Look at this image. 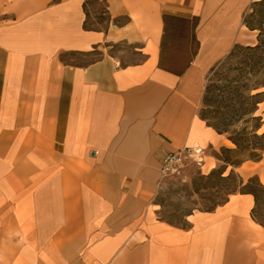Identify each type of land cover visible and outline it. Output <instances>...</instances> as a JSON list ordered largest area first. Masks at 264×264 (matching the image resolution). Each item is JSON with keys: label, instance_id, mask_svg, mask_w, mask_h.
<instances>
[{"label": "crops", "instance_id": "obj_1", "mask_svg": "<svg viewBox=\"0 0 264 264\" xmlns=\"http://www.w3.org/2000/svg\"><path fill=\"white\" fill-rule=\"evenodd\" d=\"M254 1L0 0V264H264L253 195L186 226L156 202L167 154L227 146L200 109Z\"/></svg>", "mask_w": 264, "mask_h": 264}, {"label": "rangeland", "instance_id": "obj_2", "mask_svg": "<svg viewBox=\"0 0 264 264\" xmlns=\"http://www.w3.org/2000/svg\"><path fill=\"white\" fill-rule=\"evenodd\" d=\"M261 1L255 0L244 18L256 37L251 47L258 45L259 29L264 32V6L259 5ZM87 12L88 29L108 28L110 17L103 3L91 2ZM125 22V17L116 21L117 24ZM247 47L249 46H236L230 55L211 70L206 79V87L210 91L204 94L207 96V102L203 97L200 116L206 123L227 130V133L223 134L227 139L244 128L251 132L256 123L263 125L259 133L264 132V105L251 115L237 117L255 108V99L249 97L259 92L264 93V67L257 62V57H251ZM121 49L123 52H129L127 47ZM248 88L251 90L247 91ZM236 95H239V99ZM256 117L261 118L256 121ZM226 149L235 150L236 146L230 142L226 147L208 149L201 165L187 161L179 172L164 179L156 198L160 219L174 225L186 226L188 215L194 211L214 209L224 202L228 195L244 191V186L250 178L259 177L264 186V156L259 162L247 161L234 168L224 162L228 157L233 160L235 158L233 154L226 152ZM232 173L234 174L230 177ZM241 181H244V185ZM257 216L264 220V204L258 210Z\"/></svg>", "mask_w": 264, "mask_h": 264}, {"label": "trees", "instance_id": "obj_3", "mask_svg": "<svg viewBox=\"0 0 264 264\" xmlns=\"http://www.w3.org/2000/svg\"><path fill=\"white\" fill-rule=\"evenodd\" d=\"M259 5L264 6V0L259 2ZM244 23L250 30H253L250 28L249 25L246 24L245 20H244ZM259 30H260V35L258 36V45L254 46V47L249 46L246 48V50L249 52V54L251 55L252 58L257 57V59H258L257 62L261 63L262 66L264 67V56H263V53H264V32H263V29H261V28ZM255 89H257V88H255ZM246 90L249 91L251 89L248 88ZM209 91H210L209 88L206 87L205 94L206 93L208 94ZM236 98L239 99V95H236ZM249 98L255 99V102H254L255 108L253 110L250 109V111L247 114H241V115H238L237 117H243L246 115H251V114H253V112H257L258 111V105L263 101L264 93L259 92V93L255 94ZM204 100H205V102H207V96H205V95H204ZM260 118L261 117H256L255 120L256 121L260 120ZM203 120L206 121L205 119H203ZM250 120H252V119H250ZM207 124L210 127H212L218 134L223 135V134L227 133V130H222L219 127H217L215 125H211L209 123H207ZM262 126H263L262 124L256 123V124H254L253 130L251 132L248 131V128H244V129H242V131L236 132L234 134V136H230L228 138V140L236 146V149L235 150L226 149V152L233 154L235 157L234 160L231 157L226 158L224 160L226 165L237 168V167L242 166V164H244L247 161L259 162L262 160V158L264 156V132H262L261 134L259 133L262 129ZM233 174L234 173H232L230 175V177ZM222 175H223V173H221L220 176H222ZM241 184L244 185V181H241ZM243 190L244 191H241L240 193L251 194V195H253V197L255 199V207L252 210V219L256 223H258L259 225L264 227V220H262L261 218H259L257 216L258 210L260 209L262 204H264V186L261 184L259 177L255 176L253 178H250L248 180V183L244 186ZM233 194H235V193H233ZM230 195H232V194H230ZM230 195H228V197ZM224 202L218 204L217 206L223 204ZM209 211H211V210H209Z\"/></svg>", "mask_w": 264, "mask_h": 264}, {"label": "built area", "instance_id": "obj_4", "mask_svg": "<svg viewBox=\"0 0 264 264\" xmlns=\"http://www.w3.org/2000/svg\"><path fill=\"white\" fill-rule=\"evenodd\" d=\"M205 151V149L199 147H192L167 154L160 165L161 179L164 180L179 172L187 161L191 160L201 165L205 158Z\"/></svg>", "mask_w": 264, "mask_h": 264}, {"label": "bare ground", "instance_id": "obj_5", "mask_svg": "<svg viewBox=\"0 0 264 264\" xmlns=\"http://www.w3.org/2000/svg\"><path fill=\"white\" fill-rule=\"evenodd\" d=\"M261 130H262V129H261ZM226 145H230V141H227V142H226Z\"/></svg>", "mask_w": 264, "mask_h": 264}]
</instances>
